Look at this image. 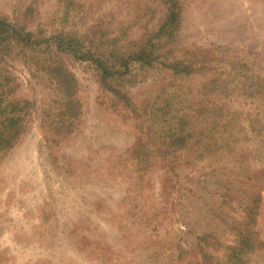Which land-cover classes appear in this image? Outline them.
<instances>
[{"label": "rangeland", "instance_id": "rangeland-1", "mask_svg": "<svg viewBox=\"0 0 264 264\" xmlns=\"http://www.w3.org/2000/svg\"><path fill=\"white\" fill-rule=\"evenodd\" d=\"M172 2L164 49L201 68L102 81L87 51L148 38ZM0 23V264H264V0H0Z\"/></svg>", "mask_w": 264, "mask_h": 264}, {"label": "trees", "instance_id": "trees-1", "mask_svg": "<svg viewBox=\"0 0 264 264\" xmlns=\"http://www.w3.org/2000/svg\"><path fill=\"white\" fill-rule=\"evenodd\" d=\"M172 3L173 4L168 6L166 9V17L164 20L159 23L155 30L148 34V38L126 41V45H122L119 49H117L115 52H112L111 54H102L101 49H97L96 51L93 50V53H90V50L87 51L89 53L83 52L81 51L83 49L82 42L75 40L71 36L53 37L51 38L52 41L49 38L46 39L45 42L47 45L53 44L57 48L62 46L67 47V51H73L74 56L79 59H82L86 53L89 54L90 59L97 68V71L101 74L102 81L111 76L117 77V75L120 74V70H122L121 74L126 73V71H129V68H131L133 65H150V67H152L153 64L158 61L159 62L157 65L160 67L162 66L164 71L169 72L170 74L189 75L194 72L196 68H201L195 67L197 61L192 64L191 60L187 61V59L183 57H174L171 51L168 52V49H164L166 44L171 43L176 38L177 31L180 28V22L177 20V16L174 13L176 4L175 2ZM2 26H4V24L0 23L1 28ZM18 33L23 38L31 37V35L26 32L19 31ZM5 35H2L3 40H6L7 38V34ZM49 41H51V43H49ZM72 45L78 50L74 51L73 48H68ZM167 58H169L170 61H167ZM104 64L109 65L106 66ZM154 68L157 67L154 65L152 69ZM57 80L62 82L60 83V87L66 100L68 101L66 105L71 106L74 102L75 104H78L75 100H73V88L75 84L74 78L65 71L62 75L57 77ZM109 89L111 88L108 85V90ZM217 111L219 110L217 109ZM184 118V116L177 118V127L175 128V131L170 132V136L168 137L170 146L177 149H185L186 147L189 148L192 146V142H190L192 139V134L184 129L186 125ZM204 136L205 134L201 133L200 138H204ZM205 147L207 148L208 146H204L201 149L205 150Z\"/></svg>", "mask_w": 264, "mask_h": 264}]
</instances>
